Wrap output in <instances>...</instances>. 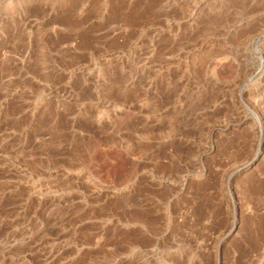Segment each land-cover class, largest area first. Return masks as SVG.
<instances>
[{"label": "rangeland", "instance_id": "1", "mask_svg": "<svg viewBox=\"0 0 264 264\" xmlns=\"http://www.w3.org/2000/svg\"><path fill=\"white\" fill-rule=\"evenodd\" d=\"M0 264H264V0H0Z\"/></svg>", "mask_w": 264, "mask_h": 264}]
</instances>
